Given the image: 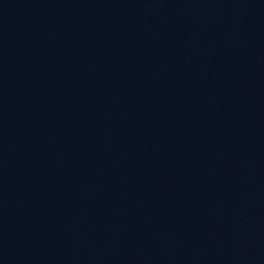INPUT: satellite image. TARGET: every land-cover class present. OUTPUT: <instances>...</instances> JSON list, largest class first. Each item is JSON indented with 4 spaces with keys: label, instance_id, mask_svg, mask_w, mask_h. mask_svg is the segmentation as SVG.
Wrapping results in <instances>:
<instances>
[{
    "label": "water",
    "instance_id": "1",
    "mask_svg": "<svg viewBox=\"0 0 264 264\" xmlns=\"http://www.w3.org/2000/svg\"><path fill=\"white\" fill-rule=\"evenodd\" d=\"M0 264H264V0H0Z\"/></svg>",
    "mask_w": 264,
    "mask_h": 264
}]
</instances>
